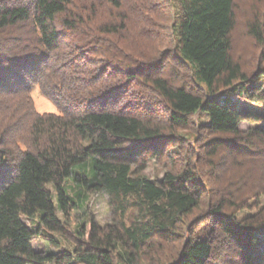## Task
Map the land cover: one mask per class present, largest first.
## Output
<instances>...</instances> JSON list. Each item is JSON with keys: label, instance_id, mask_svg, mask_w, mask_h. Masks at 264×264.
Returning a JSON list of instances; mask_svg holds the SVG:
<instances>
[{"label": "trees", "instance_id": "obj_1", "mask_svg": "<svg viewBox=\"0 0 264 264\" xmlns=\"http://www.w3.org/2000/svg\"><path fill=\"white\" fill-rule=\"evenodd\" d=\"M0 264H264V0H0Z\"/></svg>", "mask_w": 264, "mask_h": 264}, {"label": "rangeland", "instance_id": "obj_2", "mask_svg": "<svg viewBox=\"0 0 264 264\" xmlns=\"http://www.w3.org/2000/svg\"><path fill=\"white\" fill-rule=\"evenodd\" d=\"M241 19V18H240ZM238 17V31L237 33V38H241V40H244L242 37V34H239L238 32L240 31L242 21ZM239 34V35H238ZM33 100H34V105L38 111H49L50 112H57L58 109L54 102L46 97L45 95L40 92V89L38 86H34V88L31 91ZM255 109V108H254ZM249 123L248 122H239V126L243 129H246L248 127ZM149 166L147 167V172L152 175V176H162V169L154 162L150 161L148 164ZM69 189V187H67ZM72 191V190H71ZM88 201V210H90L91 213L100 220L101 222H107L110 220L111 212H110V203L108 201V195L104 192L97 191V192H90L88 194V197L85 198ZM34 248H46L45 242H40L39 239H34L32 241V245Z\"/></svg>", "mask_w": 264, "mask_h": 264}]
</instances>
